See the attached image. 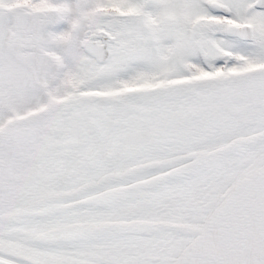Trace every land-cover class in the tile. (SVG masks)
Masks as SVG:
<instances>
[{
    "label": "snow or ice",
    "instance_id": "obj_1",
    "mask_svg": "<svg viewBox=\"0 0 264 264\" xmlns=\"http://www.w3.org/2000/svg\"><path fill=\"white\" fill-rule=\"evenodd\" d=\"M0 264H264V0H0Z\"/></svg>",
    "mask_w": 264,
    "mask_h": 264
}]
</instances>
